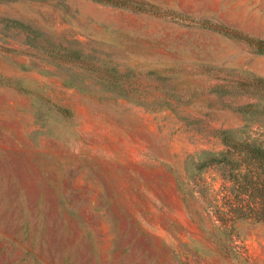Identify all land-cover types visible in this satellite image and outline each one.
I'll use <instances>...</instances> for the list:
<instances>
[{
  "label": "rangeland",
  "instance_id": "374dc122",
  "mask_svg": "<svg viewBox=\"0 0 264 264\" xmlns=\"http://www.w3.org/2000/svg\"><path fill=\"white\" fill-rule=\"evenodd\" d=\"M120 1L0 0V264H264L210 162L264 143V54L209 28L264 0Z\"/></svg>",
  "mask_w": 264,
  "mask_h": 264
},
{
  "label": "trees",
  "instance_id": "16d2710c",
  "mask_svg": "<svg viewBox=\"0 0 264 264\" xmlns=\"http://www.w3.org/2000/svg\"><path fill=\"white\" fill-rule=\"evenodd\" d=\"M97 1L119 6L124 4L120 0ZM0 21L5 28L29 29V26L16 19L1 18ZM201 25L205 26L206 22L203 21ZM209 28L245 39L251 48V53L264 54V41L261 39L232 31L223 24L215 23ZM26 38L29 43L38 39L30 33ZM220 133L224 149L214 154L210 162L217 164L225 177L234 184V196L226 204L229 208L228 213H239L243 217L261 219L264 216V143L258 138L237 136V131L234 130H223Z\"/></svg>",
  "mask_w": 264,
  "mask_h": 264
}]
</instances>
